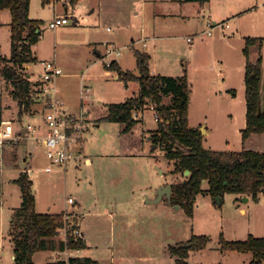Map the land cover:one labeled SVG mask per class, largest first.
Instances as JSON below:
<instances>
[{
	"label": "rangeland",
	"instance_id": "rangeland-1",
	"mask_svg": "<svg viewBox=\"0 0 264 264\" xmlns=\"http://www.w3.org/2000/svg\"><path fill=\"white\" fill-rule=\"evenodd\" d=\"M236 3L237 18L229 20L232 26L230 31L235 36L232 45L226 46L225 42L216 43L215 46L212 43H208L209 46L202 44L196 54L190 55L188 47L192 43L187 41L190 31L181 23L182 27L175 23L174 19L169 18L163 22V26H167L163 28L172 30L173 34L182 37L156 43L154 67L164 74L172 75L181 70L183 61L185 66L192 70L197 92L193 100L191 121L200 129L205 148L220 151H241L245 148L262 152L264 133L252 135L247 144L242 140L241 130L246 125V85L242 77L239 79L232 75L240 65L241 55L244 64L246 62L243 51L246 38L257 36L264 38V0H236ZM212 4L214 8L219 9L217 3L213 1ZM207 6L206 4L205 10H202L201 5L196 3L189 11L195 16H200L198 12L207 14ZM75 8L77 17H86L94 22L98 14L99 22L90 23V26L87 24L89 27L85 29L69 27L65 31H62V28L50 30L44 27L43 36L37 43L36 50L41 57H46L52 52L60 56V63L64 68L60 82L64 81L67 95L78 104L77 108L87 101L84 104L85 109L89 110V116L100 124L97 126L96 123H92L85 134V152L88 153V157L93 158V162L86 165L82 159V162L76 164L70 162L66 168L55 167L53 172L48 173L46 166L49 161L45 159L42 142L38 145L29 142L33 155L25 162L20 160L21 155L26 154V150L22 148L24 142L9 146L7 158L3 159V163L0 161V246H2L0 264H14L11 259L13 249L9 223L13 209L22 204L23 194L13 179L17 178L23 168L33 170L30 177L34 181L36 211L45 212L49 204L53 205V210L66 208L62 213L68 215L70 225L74 222L79 224L80 215L75 210L76 206L84 214L83 227L86 229L87 244L90 248L80 250L81 253L78 252L77 256L94 258L102 264H177L170 254V247L188 242L195 234H205L211 238V242L206 249L191 253L189 264H217L223 261H228L227 264L235 263L236 258L227 257L234 255L233 250L220 249V237L227 241L245 240L249 235L263 237L264 195L255 200L251 194L227 192L223 198L217 200L211 194H199L192 217L187 214L184 207L172 206L167 197H163L159 202H153L159 196L160 185H172L186 180L187 176L182 173L174 174L173 163L169 161L165 151L158 145L154 147L150 139V131L156 130L158 126L153 106L140 113L138 118L141 122L139 121L129 133L123 132V125L103 120L108 114L107 103H121L138 94L136 92L139 88H135L134 83L125 84L122 80H115L113 76L106 74L104 63L107 64L110 58L103 56L99 59L93 47L97 44L90 45L87 42L110 39L111 36L118 35L122 42L117 44L121 48L120 57H125L128 61L131 59L128 57L129 49L127 46L123 47V43H127L131 36L136 39L140 36L142 15L138 17L127 15L118 25L113 20L115 13L113 0H78ZM92 8L96 11L89 14ZM161 9L163 10L162 7ZM53 13V6L40 5L36 11L33 10V14H37L35 17L45 19L46 22ZM6 15L11 18L10 10H4L0 15V22ZM148 15L144 21L152 23L153 15L150 13ZM202 24L201 19L198 20V28L205 30L206 21L204 25ZM236 25L238 31L233 29ZM108 26L112 31H107ZM119 26L120 30L117 29ZM216 33H221V29L216 28L213 34ZM56 37L59 42L56 41ZM210 37L212 36H201L195 42ZM0 40L2 42L0 56L8 57L11 42L6 30L0 34ZM97 50L103 54L105 48L99 44ZM250 51L253 60L257 59L259 52L262 51L264 67V43L261 50L257 44L251 47ZM129 65L132 66L133 62L131 61ZM32 66L34 71L40 70L41 67L40 64ZM224 70L229 72L231 79L235 78L233 85L236 95L224 94L225 97L216 95L217 91L223 89V82L219 76ZM86 72L88 73L85 83L93 89L92 95L95 100L93 105L90 104L88 92L83 93L80 90L81 79ZM205 77L208 79L202 83ZM208 80L212 82L213 87L206 86ZM36 82V79L32 80L33 89ZM261 85L264 93V68ZM10 89L11 85L0 75V104L3 117L16 122L20 119L21 109L11 96ZM208 96L212 98L211 103H207ZM170 99L169 96L164 97V102L169 103ZM62 100L65 102L63 98ZM203 189L208 190L207 183H204ZM69 197L79 201L78 204L75 206L74 203H69ZM111 224L115 226L112 229ZM58 238L65 239V229L60 230ZM43 252L45 251L36 253L35 263L40 264L43 261ZM48 254L46 259H53L52 261L68 259L71 256V252L66 254L60 249L49 251Z\"/></svg>",
	"mask_w": 264,
	"mask_h": 264
},
{
	"label": "trees",
	"instance_id": "trees-1",
	"mask_svg": "<svg viewBox=\"0 0 264 264\" xmlns=\"http://www.w3.org/2000/svg\"><path fill=\"white\" fill-rule=\"evenodd\" d=\"M52 0H42L46 5ZM75 0H72L74 2ZM201 4L209 0H193ZM31 0H0V10L9 9L11 12V52L10 55L0 56V75L7 84L11 85L10 94L20 107L19 117L31 111L35 99V90L29 77L26 65L38 62L33 54V46L40 39L44 22L31 19ZM1 24V23H0ZM264 43L262 37H247L243 51L246 55L244 85L246 108V126L241 130L245 143L253 134L264 133V93L262 90L263 56L259 52L257 59H251V47ZM137 68L140 73L120 67L117 60L109 65L107 70L115 71L119 80L125 84L139 83V93L121 103H107L108 114L103 120L124 123L123 132L129 133L138 124L139 118H134L135 111L149 109L153 106L158 115V127L150 131V139L165 151V155L173 163V173H182L187 179L173 183L172 206L184 207L192 217L194 205L199 194H211L214 198H223L227 192L242 195L251 194L255 200L264 195V151L245 149L241 151L214 150L204 146V138L199 128L190 125L189 107L192 88L189 84L188 70L182 75H153L150 71L151 54L134 50ZM37 92V91H36ZM171 97L169 103L164 97ZM3 109L0 104V121ZM189 171L187 175L185 172ZM15 183L22 195V204L13 209L9 223L11 242L13 246L14 264H36L34 255L43 250L85 249V238L75 239L69 226L67 241L58 238L60 230L65 226L64 213H42L36 211V194L34 181L27 170L21 171ZM207 183V191L203 189ZM58 238V239H57ZM222 251L251 252L253 260L250 264H264V236L249 235L245 240L227 241L220 237ZM211 238L208 235H194L188 242L170 247V254L177 264H189L191 253L208 247ZM45 264H101L100 261L75 256Z\"/></svg>",
	"mask_w": 264,
	"mask_h": 264
},
{
	"label": "crops",
	"instance_id": "crops-1",
	"mask_svg": "<svg viewBox=\"0 0 264 264\" xmlns=\"http://www.w3.org/2000/svg\"><path fill=\"white\" fill-rule=\"evenodd\" d=\"M77 1L78 0H75L74 2H72V0H64V1L52 0V1H50V3L43 5L42 0H31V3H30V5H31V10H30L31 19L34 18V19L42 20L44 22V25L42 27V34L39 38L40 40H41V37L43 36V30L45 29L44 27H46L47 29H50L49 24L51 23V20L54 19L55 17H61V18L63 17V18L69 19L70 22L68 24L58 27V28H62L61 29L62 31L68 30L69 27H72V29H85V27H89L91 24H97L99 22L98 18L100 15L98 16V14H97V19L93 20L94 22L89 21V19H87L86 17H82V16L77 17V14L75 13V11L77 9V8H75V4L77 3ZM213 1L219 5V9H216L213 7V4H212ZM113 2H114V6H115V9H114L115 13H114V19L113 20H115V22H117L118 25L120 23H122L121 22V21H123L122 19L127 15H133L134 17H138V16L142 15L143 24L140 28V36L137 39L135 37L131 36L130 40H128L127 43H123V47H126V46L128 47V49H129L128 57L131 59L127 61L125 57H120V56H119L120 58L119 57L115 58V60H117L118 64L120 65V67H122V69L133 71L136 75H138L140 73V71H138V68H137V60H136V56L134 54V50H137V49H139L140 51L147 52V53L151 54L150 71H152L153 75H155V74L168 75V74H164L163 72L156 70L154 67L155 66L154 64H155V54H156V43L157 42L164 41L167 39H171L174 37H176V38L182 37V35L173 34L172 30H168L167 28H163V27H167V26H163V22L168 21L169 18L174 19L173 21L175 23H179V25L181 23L183 26H185V29H187V31L188 30L190 31L188 33V37H187L188 43H192L188 47V52L190 55L196 54L200 45H202V44L208 45V43H212L215 46L216 43L225 42V45L229 46L230 44L231 45L233 44V41L235 39L233 32L230 31L232 26L229 23V20H235L232 18H237L235 16L237 11H238V8L235 10V7L237 6L236 0H209V1L205 2L204 4H201V3L197 2V1H193V0H113ZM68 3H70L71 5ZM196 3L201 5L202 10L204 9V6L207 4L208 5L207 6L208 7L207 14L205 12L204 13L198 12V14H200V16H195V14L191 13L189 11V8H191V6H196ZM40 5H43L44 7L45 6H53L54 7V13L51 15L48 22H46L45 19L35 17V16H37V14H33V10L36 11ZM161 7L163 8V10L161 9ZM4 10H9V9L0 10V15L2 13H4ZM95 11H96L95 8H92L89 14L95 13ZM149 13L153 15L154 21L152 23H148V22L144 21V19H146V16H149L148 15ZM10 15H11V12H10ZM200 19H201V22L203 23L202 25L205 24V21L207 23L209 20H212L215 23H222V22H224V24L229 23V26L227 27L224 25L223 30H221V33H216V34L212 33V35H208L206 33V30L208 29V24H207V28L205 30L204 29L200 30L198 28L199 27L198 26V20H200ZM10 21H11V18H9L8 15H6L3 19V21L0 22L1 23L0 24V34L2 33V31L6 30L9 40L11 37V27L9 25ZM87 24H89V26H86ZM73 27H77V28H73ZM117 29L120 30L121 26L117 27ZM233 29L238 31V26L237 25L234 26ZM175 30L177 31V28H175ZM107 31H112V28L110 26H108ZM207 35L212 36V37L206 38V39L202 38L201 40L199 39L195 42V40L198 37H201V36L206 37ZM120 39H121V37H119L118 35H113L110 37V39L109 38L103 39V40L95 39L93 41L87 40V42H89L88 44H90V45L92 43L97 44L93 47L96 50L95 51L96 55L100 59V58H103L105 51L102 54L101 51L97 50L99 44H101V46L104 48H105L106 42L112 43V44L117 46V44L122 43L120 41ZM56 41H57V37H56ZM10 42H11V40H10ZM57 42H59V41H57ZM149 42L151 43L150 45H149ZM1 43L2 42H0V47L2 45ZM37 43L34 44L32 49H33V54L36 57H38V62H35V64H40V66H41L40 70L34 71L33 66H32L33 64L26 65V68L28 70H30V71H28V73H29V77H30L31 81L35 80V79L37 81L36 85L33 89V90L36 89L37 92L35 91V93H34L35 99L33 100V103L30 107L31 111L29 113H24L23 116L20 118V120H21L20 122H22V123L32 122L35 124H42V122L44 120L45 108H43V105L41 102L42 99L38 97L39 96L38 94L40 92L39 86L42 84V77H43V74H42L43 73V66L41 65V62L42 61H55L57 63V65L62 69V73L64 74V68L62 67V65L60 63L61 62L60 56H58V54L56 52H54V53L52 52V54H49L46 57L39 56L37 53V50H36ZM241 44H242V41H241ZM148 46H149V48H147ZM232 53H234V52L232 51ZM239 59H240V65H238L236 67L237 70H235L233 72L232 77L237 76L239 79L242 77V80L244 81L246 68H245V64L243 62V56L241 55V57H239ZM239 59H238V61H239ZM95 61H97L96 58H95ZM131 61L133 62L132 66L129 65V63ZM104 65H105V63H104ZM184 68L186 70H188L189 84H190V87L192 88V93H191V98H190V103H189L190 104L189 121H190V125L196 127L195 125H193V123L191 121L193 100H194V96L197 92V86H195L196 81H195V78L192 74V70L190 69V67L187 68V66H185V63L182 61L181 68H180L181 70L177 71V73H174L172 75H176V76L182 75L184 73V70H183ZM105 69H106V67H105ZM105 72H106V74L113 76L115 80H119V75L117 74V72L107 70V69ZM87 73L88 72H86L85 74L83 73L84 75L82 76V79H81L80 90H81V92H86L85 89L87 87H90L91 91L88 92V94L90 96V99H91L90 102L91 103L90 102H88V103L93 105L95 103L94 97L92 95L93 89L91 88V86L88 83L87 84L85 83V80L87 78ZM62 75L57 77L56 82H55V86L58 87L56 89L58 90V93H59L61 99L63 98L65 100V102H64L66 104L65 109L68 110V112H72L73 114H79V113L83 112L85 114L86 120L89 122L90 125H93L92 123H96L97 126H100V124H98L96 122V119H92L89 116V114H88L89 110L85 109L84 104L87 101L85 103H83L80 107L77 108L76 106H78V104H75V102L72 101L71 97H69L67 95V92L65 90L64 81L62 83L60 82ZM172 75H168V76H172ZM219 77L221 78V81L223 82V86H222L223 89L217 91L216 95L220 94V97H225L224 94H227L228 96L231 94L236 95L235 85H233V81L235 78L231 79V77L229 76V72L228 71L226 72L225 70L221 71V74ZM207 79H208V77H205L204 79H202V83H203V81L206 82ZM208 81L209 82L206 86H208V85L211 86L212 82L210 80H208ZM131 83H134L135 88H139V83H137V82H131ZM211 87H213V86H211ZM139 89H138V92H136V93H139ZM220 89H221V87H220ZM61 90H62V92H61ZM135 95H137V94H135ZM211 100H212V98L208 96L207 97V103H211ZM98 102L101 103L100 101H98ZM81 108H84V110H82ZM2 119H6V118L2 117ZM100 119H102V118H100ZM100 119H98V120H100ZM139 121H140V118H139ZM139 121H138V123H139ZM246 121H247V119H246ZM109 122H111V121H109ZM115 123H118V122H115ZM119 124L123 125V128H124V126H125L124 123H119ZM199 127H201V124ZM208 132L209 131H207V134H208ZM251 137H252V135H251ZM251 137L245 142V144H247L250 141ZM85 140H86V138L84 136L81 140L82 142L79 143L75 147V152L77 153V155L72 159L71 164H72V162H74L75 164L78 162H82V159L86 165H89L93 162V158H90V156L88 157L87 156L88 153L85 152L86 151L85 150V144H86ZM39 143L40 142H37V144L36 143H32V144L38 145ZM42 144H43V142H42ZM43 147H44V155L46 157V149H45L44 144H43ZM22 148H24L26 150V154L21 155L20 160L25 162V161H28L27 159L29 158L30 155H33V149L31 148L30 143H28V142L24 143ZM4 158H7V150L5 152ZM45 159H47V157ZM48 161H49V159H48ZM3 162H4V160H3ZM3 162H1V163H3ZM49 164H50V161H49L48 165L46 166V168L49 166ZM152 166H153V164H152ZM56 168H58V167H56ZM17 169H19V168H17ZM24 170H27L30 175L33 173V170L31 168L30 169L29 168L28 169L27 168L21 169V171H24ZM21 171L19 172V175H20ZM48 173H51V172H48ZM18 176H17V178H19ZM17 178H15V179H17ZM15 179H13V182L15 181ZM36 202H37V199H36ZM78 202L79 201L75 200L74 205L78 204ZM52 208H53V205L49 204V205H47L45 212H42V213L56 214V213H62L64 210H66V208L65 209L58 208L56 210H53ZM67 209H69V208L67 207ZM77 209L78 208L76 206L75 210L80 215L79 226L83 230V233H84V236L86 239L85 241L87 244V236H86L87 233H86V229L83 227V220H84L85 216L81 210H79V209L77 210ZM97 213H99V212H96V214ZM101 213L102 212H100V214ZM110 226H111V229L115 227L112 224ZM0 233H1V230H0ZM11 246H12V242H11ZM89 248H90V245L87 244V248L81 249V251H85L86 249H89ZM12 249H13V246H12ZM43 251H45L47 253L43 252L44 253V259L40 264H45L48 261L53 260V259H50V260L46 259L49 255L48 252L49 251L52 252L53 250H43ZM81 251H80V253H81ZM233 252H235V253H233L234 255H229L227 257L232 256L233 258H236V262L235 263H229V264H250L254 258L252 253L250 254V252L249 253L248 252L241 253V252H237V251H233ZM229 254H231V253H229ZM35 255H34V257H35ZM11 259L14 260V254L13 253L11 255ZM65 260H67V258ZM34 263H35V261H34ZM227 263H228V261H223V263H217V264H227Z\"/></svg>",
	"mask_w": 264,
	"mask_h": 264
},
{
	"label": "built area",
	"instance_id": "built-area-1",
	"mask_svg": "<svg viewBox=\"0 0 264 264\" xmlns=\"http://www.w3.org/2000/svg\"><path fill=\"white\" fill-rule=\"evenodd\" d=\"M69 22L68 18L55 17L51 20L49 28L56 29ZM207 24L208 29L206 33L208 35H212L216 28L223 30L224 25L229 26V23H215L212 20H209ZM120 53L121 48L112 43H105L104 57L110 58L107 61L108 65L116 57H119ZM41 65L43 66V77L42 84L39 86L40 92L38 97L42 99L41 102L43 108H45L44 120L42 124H35L32 122L22 123L20 119L16 122L11 119H2L0 121V161L3 162L5 152L11 145H18L20 142H32L36 144L37 142H43L46 149V157L50 161L46 171L53 172L55 167L66 168L77 155L75 147L82 142L81 140L88 132L90 124L83 112L73 114L65 109L64 101L61 99L55 86L57 77L63 74L62 69L55 61H42ZM85 90L86 93L91 91L90 87H87ZM141 112L143 110L135 111L133 114L134 118H138ZM154 117L157 122V113L154 114ZM68 202L72 204L75 200L69 197ZM64 220L65 226L62 229H65L64 241H67L69 234V227L66 224L67 220H69L68 215H64ZM69 226L71 227L70 224ZM71 228L70 233L75 239L84 238L83 230L79 227V224ZM74 250H76V253H74ZM74 250L66 248L63 251L66 254L71 252L70 257H75L80 252V249Z\"/></svg>",
	"mask_w": 264,
	"mask_h": 264
},
{
	"label": "water",
	"instance_id": "water-1",
	"mask_svg": "<svg viewBox=\"0 0 264 264\" xmlns=\"http://www.w3.org/2000/svg\"><path fill=\"white\" fill-rule=\"evenodd\" d=\"M154 147H157L156 145H154ZM187 175L190 174L189 171H186L185 172ZM158 193H159V196L158 198L153 201V202H159V200H161L163 197H167L168 201L170 202L171 198H172V194H173V190H172V186L171 184H167V185H160L159 188H158ZM246 199H248V197H245ZM217 200H220V197H216ZM176 207L179 208V205H176Z\"/></svg>",
	"mask_w": 264,
	"mask_h": 264
}]
</instances>
